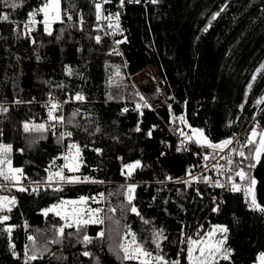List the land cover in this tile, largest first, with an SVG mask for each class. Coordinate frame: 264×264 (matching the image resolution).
I'll return each mask as SVG.
<instances>
[{
	"label": "trees",
	"instance_id": "trees-1",
	"mask_svg": "<svg viewBox=\"0 0 264 264\" xmlns=\"http://www.w3.org/2000/svg\"><path fill=\"white\" fill-rule=\"evenodd\" d=\"M13 2L19 6L13 9L0 0V15H9V21L0 20V103L8 108L0 113V145L12 146L14 167L31 181L43 182L62 165L63 148L75 142L82 154L78 173L105 185L16 189L18 207L0 212L10 217L0 223V264H139L123 259L120 245L125 237L132 240L129 233L153 257L159 252L188 264L185 238L214 226L228 228L226 247L232 250L231 259L220 264H257L264 255V213L247 206L243 190L174 183L189 170L197 172L207 154L179 148L174 133L191 125L219 143L255 125L263 131L264 0H146V5L123 7L110 0L105 4L114 17L111 32L122 41L124 54L107 37L96 41L102 35L96 29V0H61L63 23L53 24L52 35L42 23L30 34L24 27L28 13L44 0H8ZM149 66L158 69L169 100L138 109L139 93L130 76ZM77 93L85 100L76 101ZM52 101L66 102L57 112L65 118L63 128L48 120L49 107L43 103ZM32 122L47 124V131H25L24 124ZM69 131L73 135L61 139ZM236 159L239 165L241 158ZM136 161L141 167L126 175L124 166ZM252 169L246 168L250 176ZM130 184L136 185L132 204L126 199ZM6 191L0 186V192ZM101 193L99 226L78 230L53 213L44 215L62 200H93ZM132 205L139 215L130 211ZM8 226H15L10 234ZM62 226L63 236L57 231ZM159 229L167 236L162 252L153 242ZM85 235L91 243L82 242ZM33 254L37 259L28 260Z\"/></svg>",
	"mask_w": 264,
	"mask_h": 264
},
{
	"label": "snow or ice",
	"instance_id": "snow-or-ice-1",
	"mask_svg": "<svg viewBox=\"0 0 264 264\" xmlns=\"http://www.w3.org/2000/svg\"><path fill=\"white\" fill-rule=\"evenodd\" d=\"M110 0H100V2H97L95 4L96 13H97V20H100L101 18L111 20L112 16L109 15L107 17L102 16V7L104 3H109ZM135 2H139V0H135ZM155 2V0H153ZM4 3L11 7L16 8L19 5L15 2L8 4V0H4ZM124 0H120V6L123 7ZM43 16V19L41 21L36 20L37 15ZM29 15V21L27 24L24 25V27L28 30V33L30 34L32 31V25L37 23H42L44 25V31L48 35H52V26L55 22H61L63 23V17H62V10H61V0H44L43 5L32 12L28 13ZM69 20L72 19L70 15L67 16ZM115 19L117 20V24L115 25L116 28H119V13L115 14ZM0 20L3 21H9V15L8 14H2L0 15ZM81 24L83 23V17H81L80 20ZM14 23V22H13ZM108 27H113L111 23H109ZM96 41H100V37H95ZM122 41H117V43H121ZM33 43L35 41L33 40ZM69 74H71V70L69 69ZM255 79V77L253 78ZM249 88H251V85H249ZM76 101H83L85 100V97L79 93H77L74 97ZM143 99V97H141ZM17 103H20V101H16ZM264 102V100L260 101ZM61 107L58 103H51L49 112H48V118L51 121L64 123V116L63 115H56L55 113L58 111V109ZM141 106L137 105V108L139 109ZM144 107H150L147 102H145ZM5 110L6 109H2ZM124 111H127V109H124ZM76 113H73V116H75ZM142 115V113H141ZM182 123H186V120L183 116L178 118ZM189 128H191V125H188ZM36 130H43L47 131L44 124H40L38 126H35ZM259 125L256 127H253L249 133V135L246 137V140L244 143L240 144V148H234L231 147L233 145V139H225L223 141H220L219 143H213L208 139V137L204 134V131L201 129H191V135H188L181 131V135L185 137L187 141H193L196 144H199L203 147H208L213 149L214 151L218 152H225L227 151V155H221L219 159L226 160L227 164L231 166L233 164V155H238L241 160L239 161V167L234 172V177H238L240 181H245L246 185L242 188L240 183H237L235 181L234 177H229L230 180V187L232 191H244L245 195L250 197L251 205L254 208H259L260 211H264V207H261L260 204L257 203L256 198V185L257 181L255 178L251 177L249 174V171H246L247 169H252L257 167V165H260L261 168H264V164H262V160H264V131H258ZM25 131H31L32 128H30L28 123L24 124ZM137 131H140V128L137 127ZM99 131V129H97ZM73 135L72 132L62 133L61 139L65 137H71ZM148 135L151 136V131L148 132ZM249 148V151L246 153L243 149ZM11 151L10 145H0V177L3 178L5 181H11L14 182V184H20L21 177L24 174V170L22 168H16L12 166V161L10 157L8 156V153ZM97 152H101L102 150L96 149ZM204 160H208L209 158L216 159L215 155H212L211 157L209 155H205ZM58 159H63L64 163L59 166V170L55 171L53 173H50L47 178L48 185L51 186L53 183H67V184H75V183H87V182H97V181H90L88 177H84L81 179L80 176L77 175H65L64 170L67 169L69 173H76L80 170V167L82 166V154L80 146L77 143H72L68 146L67 154L63 155V157H58ZM244 161H251V163L245 165ZM55 163V161H53ZM126 169V175L131 176L133 171L137 168L141 167V164L139 161H136L132 164H127L124 166ZM207 167V165H205ZM214 168H218L223 170L224 165H220L219 163L213 165ZM228 172H233V169L231 167H228ZM188 175L191 176V170H189ZM257 175H260L257 173ZM168 179H171L169 177ZM201 180V177H192V181L199 182ZM192 181H185V183L190 184ZM203 181L205 183L211 182L210 177H203ZM37 183V187L32 189V192H38L39 191V182ZM102 183V181L100 182ZM260 183L262 189H264V175H260ZM215 186L219 188L226 187L225 184L221 183L219 180L215 182ZM21 192H27L29 189L20 186L18 188ZM57 191H62V188L55 189ZM135 190L136 185L130 184L127 186L126 189V199L129 204H132V201L135 199ZM101 197L103 194H100ZM90 198L86 196L80 197L78 200H62L60 205H53L52 208L44 210V214L47 215L48 212H54L57 216H61L62 219L66 221L67 227H72L73 223L77 226V229L79 230L80 226H86L90 223H103V219L100 218V213L103 211L101 208H86L85 206L88 203V200ZM95 201V197H92ZM17 203L16 198L12 197L9 198L7 196H0V212L7 210L8 212H11L12 205H15ZM59 209V210H57ZM214 211H218L219 207L213 209ZM111 211H115V209H111ZM130 211L133 213H136L139 215L138 209L132 205L130 208ZM85 216L87 217L85 219ZM10 217L8 215L0 216V223H3L5 221H8ZM71 220L72 222L69 223L68 221ZM147 223V221H145ZM15 226H8L6 231L10 234ZM58 233L63 236L64 234V227H60L57 229ZM228 228L226 226H214L213 230L208 232L205 237L201 239H193L192 237H188L184 243L187 244V248L182 249V251H186V258L188 261V264H220V261H229L231 259L232 250L229 248H226L225 245L227 243V236ZM132 236V240L130 242L127 241V237H125L126 243L121 244L120 248L123 251V259L128 261H139V264H181L180 259L175 260H168L165 258V255L157 253L155 257H153L152 253L147 251L142 244L137 243L135 239L134 233H129ZM99 237H103L104 233L100 232ZM219 236V238H216ZM30 240H33L35 242V237H29ZM164 240H167V236L164 234L163 229H159L154 233V243L156 244V248L159 249L160 252L163 251L161 248V244ZM55 243H58L59 241H53ZM84 243H91L92 238L85 235L83 237ZM15 246L13 245V248ZM15 254V253H14ZM85 256H90L91 253L85 251L83 253ZM37 256L35 254L28 257V260H36ZM261 264H264V255L261 256ZM27 264V261L25 262Z\"/></svg>",
	"mask_w": 264,
	"mask_h": 264
},
{
	"label": "built area",
	"instance_id": "built-area-1",
	"mask_svg": "<svg viewBox=\"0 0 264 264\" xmlns=\"http://www.w3.org/2000/svg\"><path fill=\"white\" fill-rule=\"evenodd\" d=\"M120 1V0H119ZM98 2H100V0H98ZM146 5V0H139V2H135V0H124V5ZM111 15L112 16V19L111 20H107V19H103L101 18L100 20H97L96 18V29L98 31H100L102 33V35H100V37L106 35L107 37H109L111 40H114L113 36L110 35L111 32V28L108 27L109 23H111L113 25V20H114V17L112 14L110 13H107V6L106 4L104 3L103 4V7H102V16L103 17H107ZM36 27V24H34L32 26L33 29H35ZM115 44L117 45V50L119 52H121L122 54H124V51L122 50V47L119 46L116 42ZM133 82V81H132ZM163 82V81H162ZM137 90H138V93H139V99L135 102L136 105H140L141 107L140 108H150V109H153L156 104H152L151 101H150V96L148 94V92L142 88H139L137 85ZM141 97H143V99H141ZM145 102H147V104L150 106V107H144V104ZM51 103H58L59 105H61L60 108H64L66 102H57V101H52ZM51 103H43V105L45 107H49L50 108V105ZM60 108L58 109V111L60 110ZM127 109L130 108L129 106L126 107ZM2 109H8L4 103H0V113H4L5 110H2ZM64 111V109H62ZM57 111V112H58ZM57 112L55 113L57 115ZM170 114H171V118H172V122H174L176 120V116L174 115L173 111L171 110L170 111ZM59 116V115H58ZM57 125L59 127H64L65 125V120H64V123H59V122H56ZM256 127V125L254 126ZM191 128H189L188 126H185L183 127V129L177 131L175 134L176 138L178 139V143H179V148L185 150V151H188L190 149H201V150H205L206 151V155H209L210 157L212 155H215L216 156V159H212V158H209L208 160H203L202 164L200 165L199 167V170L195 173H192L191 176L187 175L183 178H180V179H177L175 181H173L174 183H182V184H185L186 186H190L192 184H204L206 185L207 187L209 188H217V189H220L222 192H225L227 190H231V187H230V180H229V177H234V172L235 170L239 167L238 163H237V159H236V155H233V164L231 166H229L227 164V161L226 160H221L219 159V157L221 155H227V151L221 153V152H218V151H214L213 149L211 148H208V147H203L199 144H196L192 141H187L185 139V137L183 135H181V131H183L184 133H186L187 131H190ZM258 131H260L259 129H257ZM251 131V130H250ZM250 131L248 133L246 132H243L241 133L235 140H233V145L231 147H234L236 146V143L243 140L245 141L246 140V137L249 135ZM65 133V132H64ZM66 154V149L63 148V152L62 154H60V157H63V155ZM63 161V159H62ZM64 163V161L62 162V164ZM219 163L220 165H224V168L223 170L221 169H218V168H214L213 165ZM205 165H207V167H205ZM13 166V164H12ZM14 167V166H13ZM228 167H231L233 169V172H228L227 169ZM53 173V172H51ZM50 174V173H49ZM48 174V175H49ZM64 174L67 176V175H77V176H80L81 179H83L84 177H88L90 181H96L94 180V178L92 177H89V176H86V175H82L78 172L76 173H69L67 171V169L64 170ZM192 177H201V180L199 182H196V181H192ZM203 177H210L211 178V182L209 183H205L203 181ZM48 178V176H47ZM47 178L45 179V181L43 182H39V186H47V187H50L52 189H57V188H61V187H66V186H88V185H97L99 184L100 182H87V183H75V184H67V183H53L51 186L48 185V182H47ZM235 178V181L237 183H240L242 187H244L246 185V182L245 181H240L238 177H234ZM219 180L221 183L225 184L226 187L224 188H219V187H216L215 186V182ZM185 181H192L190 184L188 183H185ZM103 185H105V183L102 182ZM24 186V187H34V186H38L36 182H33L31 181V179L29 177H27L25 174H23V176L21 177V182L20 184H14V182H11V181H1L0 182V186L2 188H5L7 191L6 192H0V196H7L9 198H12V197H15L16 198V201L17 203L15 205H12L11 208L13 210H15L17 207H18V199L17 197L15 196V190L18 189L20 186ZM248 201H247V206L251 209V210H255V209H259V208H254L252 207L251 205V198L246 196ZM99 202H104V196H100L99 198ZM217 204V202L215 203ZM103 209V208H102ZM3 212H8L7 210L3 211ZM68 222H71L70 220ZM24 226H26L25 222H24ZM200 236V232H198L197 230L190 235V236Z\"/></svg>",
	"mask_w": 264,
	"mask_h": 264
},
{
	"label": "rangeland",
	"instance_id": "rangeland-1",
	"mask_svg": "<svg viewBox=\"0 0 264 264\" xmlns=\"http://www.w3.org/2000/svg\"><path fill=\"white\" fill-rule=\"evenodd\" d=\"M97 2H98V0H96V3ZM96 15H97V13H96ZM37 16H39V15H37ZM37 16H36V20H37ZM130 80L133 81V85L135 87L137 85L139 88H142L148 92V94L150 96V101L152 104H156V105L162 104V103H165L169 100V93L165 89V87L163 86L164 83L162 82L160 75H159V71L156 67L149 66L143 72H141L139 75L130 76ZM48 112H49V110H48ZM48 120H49V122H51V120L49 118H48ZM55 124H56V126H58L56 122H55ZM38 125H40V124L34 123V122L29 124L30 128L35 129V131H43V130H36L35 126H38ZM44 125H45V128L48 129V125L47 124H44ZM52 128H53V126H52ZM67 151H68V148H66V154H67ZM8 156L10 157V159L12 161V146H11V151L8 153ZM0 178H1L0 182L3 181V178L2 177H0ZM73 200H78V199H73ZM100 203L101 202H99L98 198H96L95 201L94 200H88V203L85 207L86 208H92V209H95V208H101L102 209V207H98V206H100L99 205ZM60 204H61V202L58 203L57 205H60ZM57 210H59V209H57ZM50 213L51 214L53 213L54 215H56L54 212H48V214H50ZM99 215H100V218H102L101 213ZM58 217L61 218V216H58ZM86 218L87 217L85 216V219ZM71 222H69V223H71ZM64 225H66V221L64 222ZM90 225L99 226V225H101V223H90ZM73 226H76L75 223H73ZM212 230H213V227L209 228V230H207L206 232L201 233L200 236H198V237L195 235L194 236H187L185 238V241L187 240L188 237H192L193 239H201V238L205 237L206 234ZM100 232H104V230H101ZM216 238H219V236H217ZM127 241L130 242L131 239H127ZM125 243H126V241H125ZM186 247H187V244H186ZM225 247H226V245H225ZM260 258H259V261L261 260ZM259 261H258V263H259Z\"/></svg>",
	"mask_w": 264,
	"mask_h": 264
},
{
	"label": "water",
	"instance_id": "water-1",
	"mask_svg": "<svg viewBox=\"0 0 264 264\" xmlns=\"http://www.w3.org/2000/svg\"><path fill=\"white\" fill-rule=\"evenodd\" d=\"M264 131V129H263ZM264 164V160L261 162ZM259 173L260 175H264V168H261L260 165H257V167L252 169L251 177L255 178L257 181L256 185V198H257V203L261 205V207H264V189L261 187L260 183V175H257ZM264 213V211H262ZM258 264H261V260L259 261Z\"/></svg>",
	"mask_w": 264,
	"mask_h": 264
},
{
	"label": "bare ground",
	"instance_id": "bare-ground-1",
	"mask_svg": "<svg viewBox=\"0 0 264 264\" xmlns=\"http://www.w3.org/2000/svg\"><path fill=\"white\" fill-rule=\"evenodd\" d=\"M110 35H112L114 38V40H111L109 37H107L106 35H104V36H102V37H100V38H104V37H107V38H109L110 39V41H112L113 42V44H114V46H115V49H117V45L115 44V42L117 43V41H119V40H116L115 39V36L112 34V33H110ZM119 46H121V43H117Z\"/></svg>",
	"mask_w": 264,
	"mask_h": 264
}]
</instances>
